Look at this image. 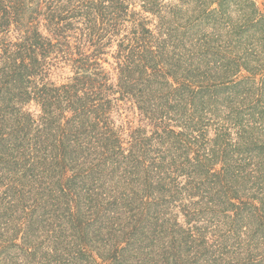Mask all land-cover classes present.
I'll list each match as a JSON object with an SVG mask.
<instances>
[{
	"label": "trees",
	"instance_id": "1",
	"mask_svg": "<svg viewBox=\"0 0 264 264\" xmlns=\"http://www.w3.org/2000/svg\"><path fill=\"white\" fill-rule=\"evenodd\" d=\"M0 264H264V8L0 0Z\"/></svg>",
	"mask_w": 264,
	"mask_h": 264
},
{
	"label": "rangeland",
	"instance_id": "2",
	"mask_svg": "<svg viewBox=\"0 0 264 264\" xmlns=\"http://www.w3.org/2000/svg\"><path fill=\"white\" fill-rule=\"evenodd\" d=\"M257 2V4L264 8V0H254ZM70 73V69L69 68H65V69H59L56 71L54 78L56 80H58L59 82H61V80H63V78H65L66 76H68Z\"/></svg>",
	"mask_w": 264,
	"mask_h": 264
}]
</instances>
